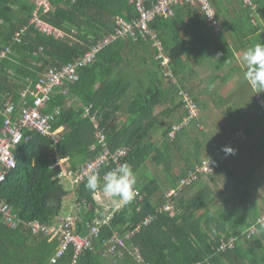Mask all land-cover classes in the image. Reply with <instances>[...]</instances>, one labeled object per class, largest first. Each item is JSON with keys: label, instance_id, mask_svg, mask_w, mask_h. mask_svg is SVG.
I'll return each mask as SVG.
<instances>
[{"label": "trees", "instance_id": "16d2710c", "mask_svg": "<svg viewBox=\"0 0 264 264\" xmlns=\"http://www.w3.org/2000/svg\"><path fill=\"white\" fill-rule=\"evenodd\" d=\"M48 1L51 9L43 20L65 32L67 37L63 40L47 38L29 26L34 10L31 0H0V106L10 102L18 111L24 103L30 104L29 90L49 70L82 57L113 34L117 18L131 21L136 17L130 0ZM157 1L148 0L146 6ZM210 3L216 11L217 34H213L215 29L206 22L198 5L174 7V16L156 18L151 23L163 53L170 60L168 70L177 84L165 82L161 61L156 60V50L150 42L125 38L102 49L90 65L80 69L78 81L53 89L43 113L50 114L60 108L52 128L57 130L65 126V130L56 144L48 137L26 132L29 140L22 141L13 150L16 167L0 184V200L10 206L19 226L8 227L0 216V264H114L115 260V264H136L129 252H123L118 260L116 256L107 255V244L112 236L117 234L124 238L128 233L132 235L125 240L127 249H137L146 264H264V228L249 240L244 237L259 214L264 213L258 199L262 191L261 172L258 173L257 168L247 169L240 176L231 161L225 160L228 153L220 157L213 175L200 176L178 193L174 198L173 214L156 212L165 199L163 197L161 205L151 202L158 186L148 177L147 182L135 187V199L113 212L110 221L101 225L92 248L76 258L73 248L69 247L52 263L59 247L58 240L43 232L33 234L27 226L29 222H38L52 227L61 217L62 202L68 192L58 178L59 170L51 169L55 157L67 158L69 169L77 172L100 154L96 128L90 118L93 115H96L99 129L104 130L107 148L111 152L127 149L122 163H127L134 172L145 165L151 154L153 161L168 175L171 186L168 190L176 188L179 179L202 161L199 157L206 147L197 143L194 134L187 131L191 126L195 127L196 133L203 132L197 120L176 134L173 141L168 137L171 128L167 129L160 149L150 138L159 128L161 118L168 117V110L163 112V108L172 101L170 92L176 99V88L184 86L183 77L188 76L187 60L203 64L219 54L222 61L227 62L233 54L225 43L224 31H228L236 44L243 46L244 40L256 35L261 28L254 22L256 10L246 7L241 0H210ZM226 6L233 8V17L229 19L223 14ZM18 34L19 41H16ZM2 53H5L4 57H1ZM217 76L210 78L206 92L213 87ZM224 83L225 79L221 81ZM24 92H27L26 97L22 98ZM130 93L132 98L126 103ZM259 93L264 101V94ZM250 98L254 104L251 123L262 127L264 113L257 115L260 107L255 95ZM219 102L222 105L220 98ZM195 103L199 108H205L198 101ZM177 104L174 108L181 109ZM90 106L89 116H84L85 108ZM251 123L246 125L244 133L247 137L241 143L253 135ZM1 125L0 117V128ZM236 129L231 127L233 133ZM235 143L230 141L226 146L232 149ZM213 144L217 145L216 141ZM250 144L254 152L264 148V127L256 142ZM174 153L187 166V171L176 177L171 174ZM112 167L102 169L99 175L102 177ZM218 174L223 179L221 189H218ZM262 178L264 180V176ZM228 180L233 184L229 185ZM85 183L86 180L80 182L75 189L76 202L82 206L75 222L76 233L80 236L86 235L89 225L105 218V211L97 205ZM195 187L198 188L197 195L187 200V191ZM148 217L153 218L152 222L142 225ZM230 238L235 239V247L219 252L220 244Z\"/></svg>", "mask_w": 264, "mask_h": 264}, {"label": "built area", "instance_id": "2783aa9c", "mask_svg": "<svg viewBox=\"0 0 264 264\" xmlns=\"http://www.w3.org/2000/svg\"><path fill=\"white\" fill-rule=\"evenodd\" d=\"M34 6V10L29 20V26L33 30L37 31L41 35L50 38L55 41L63 40L67 37V34L60 29L51 26L49 23L43 20V16L48 14L51 9L50 2L48 0H31ZM134 5L136 17L131 21H125L121 18L116 20V29L113 34L105 37L102 41L94 45L88 52L82 57L74 60L73 62L64 65L61 68H54L49 70L43 78L39 80L35 86L29 90L28 94L31 98L30 104L24 103V105L16 111L14 104L10 102L4 103L0 106V117L2 118V125L0 128V184L5 182L8 175L16 167V160L13 155V150L22 141H28L29 137L26 136V132H32L44 137H48L53 144H56L59 139V132L53 130V123L60 115V108H56L50 114H44L43 110L46 108L50 95L53 89L61 88L66 83H73L79 79V70L90 65L96 55L105 47L111 43L125 38H132L134 41L138 39L148 41L151 43L152 49L156 50V60L161 61V74L163 78L175 85L177 84L176 78L168 70L169 58L163 53L162 44L158 38V35L151 29V23L156 18H170L174 16V7L189 4L191 6L198 5L201 8V12L206 19V22L210 24L215 30H219L218 21L216 19V11L212 7L210 0H158L152 3L149 7L146 6L148 0H130ZM246 6L255 10L252 0H241ZM19 34L16 35V41ZM5 53L1 54L4 57ZM26 93L22 94V98L26 97ZM175 97L177 103L181 106L182 116L180 122L174 124L169 132V140L173 141L176 134L187 128L194 120L200 117L201 111L198 105L195 103L190 92L183 88L177 87L175 91ZM260 111L257 115L264 113V101L260 94L255 98ZM90 107L85 108L84 116H89ZM96 128V139L100 146V154L92 161L86 162L81 166L77 172L65 171L61 166V159L55 157L51 169L59 170L58 178L62 181L64 178H68L71 182L77 186L80 182L87 179V175L91 172L100 174L102 169L106 167L117 166L122 163L123 159L127 156L128 150L125 148L117 149L111 152L106 146V140L104 130L99 129L96 115L90 117ZM246 140V135L237 131L233 134L232 142H242ZM225 148H227L225 146ZM219 148L216 153L209 159L202 160L197 164L193 170L187 172V174L179 179L176 188L168 190L164 194V204L162 207L157 208V213H170L174 212V198L178 196V193L185 188L191 186L200 176L208 177L214 174L217 162L220 157L227 154L224 149ZM112 167V168H113ZM111 168V169H112ZM136 192V191H135ZM137 196V192L135 197ZM134 197V199H135ZM122 208H115V211ZM113 212L109 214L107 218L102 221L94 222L88 226L86 235L80 236L76 233L74 227V221L70 217H59L56 219V223L52 227H46L40 225L38 222H29L27 226L33 234L43 232L49 235L51 238H55L59 242V247L51 260L55 263L64 252L72 247L74 250V258L78 257L83 251L92 248L94 239H97L100 232L101 225L107 224L113 216ZM0 216L4 223L14 229L19 226V222L16 216L12 213L10 206L0 200ZM153 218L148 217L142 225L146 226L152 222ZM260 228H264V213L259 214L258 218L253 222L250 227L245 231L244 237L251 239L259 233ZM132 233H128L121 238L117 234H114L107 244V255L120 259L123 256V252H129L130 256L134 259L136 264H146L137 249L129 250L125 245V240L128 239ZM235 247V239L230 238L225 242H222L218 248L219 252H225ZM116 263V260L113 261Z\"/></svg>", "mask_w": 264, "mask_h": 264}, {"label": "crops", "instance_id": "0c3cea01", "mask_svg": "<svg viewBox=\"0 0 264 264\" xmlns=\"http://www.w3.org/2000/svg\"><path fill=\"white\" fill-rule=\"evenodd\" d=\"M255 1L256 2H254V4H255V10L256 11L254 13V22L255 23L257 22L261 26L259 32L256 35H254L250 38H247V40H244L245 42H243V46H242L240 43L239 44L235 43V41L230 36L228 31H224V34L226 35V38H227V42H225V43H227V48L233 54L232 59H230L227 62H224L220 58V55L217 54L211 60L205 61L203 64H197L194 61L190 62L187 60L188 76L186 78L183 77V80L185 81L184 83L194 84V82L198 81L199 85L201 86V89L205 88L203 85V82H202L204 80V78L202 79V73H201L202 69H206V71L212 72L214 75H218L217 76L218 78L216 77V80L220 83L224 79L227 82V81H230L232 78H235V76L231 77V75H241L242 77H240V78L237 77V78L240 79L241 84L243 83V81L245 80L244 79L245 65L242 64L240 61V57H241L243 51L249 47H252L253 45H255L259 42L264 43V0H255ZM234 3H236V2L234 1ZM235 5L237 7V4H235ZM226 9H227L226 12L225 13L223 12V14L225 15V19H229V18L233 17V14H234L232 11L233 8L226 6ZM213 34H217V31L216 32L214 31ZM223 49L225 52L226 48L223 47ZM151 68H152V65H151ZM214 75H212V76H214ZM212 76L210 78H212ZM221 79H223V80H221ZM165 82H167V81L165 80ZM165 82H164V88L167 87L165 85L166 84ZM225 84L226 83H224V85ZM237 86L239 87V85H237ZM213 87H214V85H213ZM184 88L187 89L186 87H184ZM190 90L192 91V92H190V94L192 93V95L203 96V94L201 92L199 93L198 91H196V89L194 87L193 88L190 87ZM229 91H230V89H229ZM170 93H171L170 99L172 98V101H170L168 103V106L163 108V112H165V110H168L166 112L167 114L169 113L168 117H162L161 118L160 126H158L159 128L157 129V131L155 133H153L151 135V138H150L153 145H155L157 149H160L162 147V141L164 140L163 139V133L167 129L171 128L174 124L179 123L181 116H182L181 109L180 108L179 109L174 108L175 105H173V101L176 103L177 100L173 98V92H170ZM262 93L264 94V92H262ZM174 97H175V95H174ZM131 98H132V94L130 93L128 98L125 100L126 103H128V101H130ZM250 100H251V98H250ZM246 102L247 101H245V103L237 102L239 104H237V105L235 104V109H236V106H238V105L240 107L245 106L247 104ZM176 105H178V104L176 103ZM206 109L207 108H202V111H201L202 116H204L203 114L205 113ZM170 111H171V113H170ZM236 113H237V111H236ZM234 118H236V116H234ZM64 130H65V126L59 128L57 130H54V131L59 132V134H61ZM187 131L192 132L193 134L196 133L195 127L192 128L191 126H190V128L187 129ZM237 131L238 130H236V132ZM253 131L254 132H253V135L251 136V138L250 139L247 138L251 141L259 135V134H257V136H256L255 129ZM243 133H244V131H243ZM233 134L234 133L232 132V137H233ZM59 137H60V135H59ZM216 141H218V140H216ZM205 143L206 144H204V145L202 143H200L201 145L206 147V149H205V151L203 150L202 154L200 155L199 161L210 157L211 155H213L215 153L216 150H218L217 148H216V150H215V148H213L215 146V144L210 146V144H207V142H205ZM240 143L241 142H236L235 144L232 145V148L238 147L240 145ZM252 151L254 152V149H252ZM152 158H153V156L150 154V158L145 163V165H143V167L137 168V170H135V172L133 171V173L136 176L135 187H140L144 181L147 182L149 180V179H147L148 177L152 178V180H154L156 182V184L158 186V190L152 195L150 200L154 204L161 205L163 202V197H164L165 192L171 186L169 185V182H168V175H166L163 167L157 165V163H155ZM173 158H174L175 163H174V165H171V169H172L171 174L174 177H176V176H179L181 173L187 171V169H186L187 166H186L184 160L181 157H179L177 154L174 153L172 159ZM230 158H232V157H230ZM61 166L65 171H72L69 169V164H68L67 158L61 159ZM61 183L63 184V186L66 189V191L68 192V194L63 199L62 210H61L60 216L72 218L74 221V227H75V222L79 218V215H80L81 209H82V206L76 202L75 189L77 186H75L71 182V180H69L68 178H64L61 181ZM197 185H199V183ZM197 193H198V188L195 187V188L189 189L185 195V198L187 200L188 199L192 200V198H194L197 195ZM93 197H94V200L97 203V205L100 206L105 211V218H107L109 216V214H111L115 210V208H116L115 203L113 201L105 199L101 193H96ZM123 207H124V205L122 206V208ZM95 222H97V221H95ZM75 230H76V227H75Z\"/></svg>", "mask_w": 264, "mask_h": 264}, {"label": "rangeland", "instance_id": "374dc122", "mask_svg": "<svg viewBox=\"0 0 264 264\" xmlns=\"http://www.w3.org/2000/svg\"><path fill=\"white\" fill-rule=\"evenodd\" d=\"M229 12V11H228ZM217 30H215L216 32ZM202 73V79L204 78L203 85L205 88L201 89V86L199 85V82H194V84H186L184 83V87L188 89L189 92H192L190 90V87H194L196 91L199 93L201 92L203 96H196L190 94L193 96L195 101L199 102V105L203 106L206 109L204 116L200 115V117L197 119V121L200 123L201 128L203 129V132H197L193 135V137L197 138V143H202L203 145L210 144V146L213 145V141H216V144L213 148H225L227 144L232 140V130L231 127H238L236 130L245 132L246 125L251 123V120L254 118V104L253 100L251 99L248 101L252 96L255 95L258 97L259 92H256L254 94L253 88H251L246 80L243 81L241 84L240 79L237 77H242L241 75H231L235 76V78H232L230 81H227L226 84H221L220 82H215L214 87L211 88L208 92L206 91L209 89V80L212 75H214L212 72L206 71V69L201 70ZM208 82V83H207ZM239 85V87L237 86ZM236 86V87H235ZM183 87V88H184ZM230 89V91H229ZM234 89V90H233ZM234 94V95H233ZM198 98L200 100H198ZM219 98L222 100V105L219 102ZM247 101L246 105L243 107H240L239 105L236 106L235 104H239L237 102H243L245 103ZM198 104V103H197ZM232 104V105H231ZM173 105H176L173 101ZM199 107V106H198ZM201 108V107H200ZM202 111V108L201 110ZM237 111V113H236ZM232 116V117H230ZM234 116H236V119H233ZM231 123V124H230ZM253 128L255 129L256 136L257 134H260L263 131L264 123L262 127L259 125H255L254 123H251ZM201 129V130H202ZM214 139V140H213ZM255 143L256 138L250 141L247 139L246 142L240 143V145L236 148H232V153L229 154L225 160L231 161V164L233 165V168L238 172L240 176L244 175L245 170L247 169H258V173L261 172L259 179L262 181L261 185L262 191L259 192V205L261 209L264 208V148L258 150L257 152L252 151V144ZM227 147V146H226ZM255 153V154H254ZM232 158H230V157ZM217 180L218 182V189H221V184L223 182L222 176L218 174ZM208 184L211 186L212 183L210 182V179H207ZM229 185L233 184L228 180L227 182ZM217 190V188H216Z\"/></svg>", "mask_w": 264, "mask_h": 264}, {"label": "clouds", "instance_id": "9594fccd", "mask_svg": "<svg viewBox=\"0 0 264 264\" xmlns=\"http://www.w3.org/2000/svg\"><path fill=\"white\" fill-rule=\"evenodd\" d=\"M255 6V4L253 3ZM240 61L245 65L244 79L256 92H264V43H257L243 51ZM228 154L231 148H225ZM136 176L127 163H120L101 177L96 172L87 175L85 187L93 195L102 196L115 203L117 208L130 203L135 195Z\"/></svg>", "mask_w": 264, "mask_h": 264}, {"label": "bare ground", "instance_id": "6f19581e", "mask_svg": "<svg viewBox=\"0 0 264 264\" xmlns=\"http://www.w3.org/2000/svg\"><path fill=\"white\" fill-rule=\"evenodd\" d=\"M37 32V31H36ZM40 34V33H39Z\"/></svg>", "mask_w": 264, "mask_h": 264}]
</instances>
